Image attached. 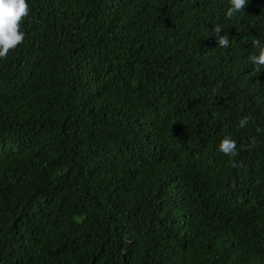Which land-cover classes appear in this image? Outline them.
<instances>
[{
    "label": "trees",
    "instance_id": "16d2710c",
    "mask_svg": "<svg viewBox=\"0 0 264 264\" xmlns=\"http://www.w3.org/2000/svg\"><path fill=\"white\" fill-rule=\"evenodd\" d=\"M27 2L0 58V264H264V0Z\"/></svg>",
    "mask_w": 264,
    "mask_h": 264
},
{
    "label": "clouds",
    "instance_id": "9594fccd",
    "mask_svg": "<svg viewBox=\"0 0 264 264\" xmlns=\"http://www.w3.org/2000/svg\"><path fill=\"white\" fill-rule=\"evenodd\" d=\"M249 0H230V7L226 16L232 17L234 13L244 10V6ZM29 12L27 0H0V58L7 56L10 49L15 48L25 38V32L21 30V20ZM221 25H214L212 33L215 35L217 45L227 47L229 39L227 34L221 35ZM252 45L257 49V54L249 57L250 62L255 68H264V41L260 38L252 37ZM216 45V46H217ZM249 116L239 119L238 124L241 128L246 126ZM219 150L231 156L237 153V142L230 135H225L219 145Z\"/></svg>",
    "mask_w": 264,
    "mask_h": 264
}]
</instances>
